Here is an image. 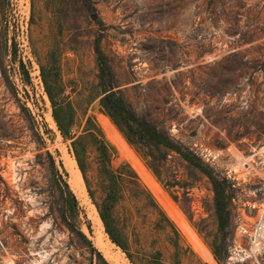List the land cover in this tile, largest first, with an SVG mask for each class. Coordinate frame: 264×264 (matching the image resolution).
Wrapping results in <instances>:
<instances>
[{
	"label": "rangeland",
	"instance_id": "1",
	"mask_svg": "<svg viewBox=\"0 0 264 264\" xmlns=\"http://www.w3.org/2000/svg\"><path fill=\"white\" fill-rule=\"evenodd\" d=\"M97 46L113 90L179 153L154 165L103 108ZM90 118L178 229L181 264H264V0H0V264H132L72 148Z\"/></svg>",
	"mask_w": 264,
	"mask_h": 264
},
{
	"label": "trees",
	"instance_id": "2",
	"mask_svg": "<svg viewBox=\"0 0 264 264\" xmlns=\"http://www.w3.org/2000/svg\"><path fill=\"white\" fill-rule=\"evenodd\" d=\"M97 52L101 69V81L104 86V96L101 100L103 108L111 115L127 138L153 159V164L164 160L168 151L180 152V146L174 138L157 125L141 117L128 103L120 90H113L111 81H107V67L104 54L99 46ZM48 94L54 104L58 106V93L48 87ZM55 118L61 133L67 138H74L69 131L71 125L64 124L57 113ZM72 148L78 164L85 177L89 193L104 221L106 232L110 239L127 255L132 264H164V254L169 252L174 264H181L187 257L189 250L181 242V236L172 220L163 211L149 189L142 183L132 167L124 163L115 167L109 147L102 138L98 126L90 118L83 134L72 141ZM191 160L189 154L181 153ZM51 165L60 189L63 203L70 197L75 203L77 199L70 190L63 172L56 167L52 154ZM92 172V174H90ZM67 175V173L65 172ZM216 184V208L220 223L223 224L225 214L228 213L227 196L224 188ZM98 194L99 197H98ZM62 220L72 231L73 225L65 214ZM80 236V244L90 248L91 253L97 252L92 242L81 231L75 232ZM171 250H174L171 252Z\"/></svg>",
	"mask_w": 264,
	"mask_h": 264
},
{
	"label": "bare ground",
	"instance_id": "3",
	"mask_svg": "<svg viewBox=\"0 0 264 264\" xmlns=\"http://www.w3.org/2000/svg\"><path fill=\"white\" fill-rule=\"evenodd\" d=\"M78 172H79V171H78ZM78 172H77V173H78ZM72 173H73V172H72ZM74 175H75V174H74ZM75 176H77V174H76ZM72 177H73V176H72ZM79 179H80V178H79ZM260 227H261V226H260Z\"/></svg>",
	"mask_w": 264,
	"mask_h": 264
}]
</instances>
